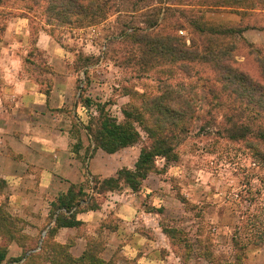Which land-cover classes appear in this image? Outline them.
Returning a JSON list of instances; mask_svg holds the SVG:
<instances>
[{
  "label": "rangeland",
  "instance_id": "1",
  "mask_svg": "<svg viewBox=\"0 0 264 264\" xmlns=\"http://www.w3.org/2000/svg\"><path fill=\"white\" fill-rule=\"evenodd\" d=\"M25 3L30 0H4L0 6V87L10 73L35 85L45 95L59 128L68 131L73 148H80V138L89 141L83 126L90 124L95 129L100 111L121 120L122 109L140 106L137 95L148 97L164 88H183L184 94L194 98L195 117L178 139L176 160L159 173L148 174L139 190L122 185L115 192H125L143 210L158 213L159 227L170 231L157 234L159 256L165 264H264V243L245 245L244 257L235 261L230 240L237 207L248 204V191L260 192L249 210L262 217L259 230L264 227V165L253 163L247 141L230 140L220 131L222 109L210 89L220 90L225 82L213 81L217 71L212 64L202 59L169 64L167 59L179 56L164 50L166 43L178 39L192 58L218 57L251 81L262 83L258 61L264 56V0H107L104 15L84 25L57 20L44 2L29 9ZM209 3L214 5L204 6ZM199 10L201 20L195 15ZM190 19L205 27L246 29L207 35L197 32ZM204 46L213 53L204 52ZM152 60L153 64H142ZM204 77L209 80L205 82ZM85 98L90 99L89 106ZM10 101L4 100L8 109ZM138 130L141 139L130 146L136 154L147 143ZM90 151L89 146L81 149L87 156ZM119 153L131 161L128 152ZM155 163L162 168V159ZM94 197L102 200V196ZM34 216L14 215L0 195V249L5 250L0 264L45 263L37 256L45 237L42 231L47 232L52 221L48 222V215H41V221ZM9 217L19 221L13 223ZM9 225L14 232L6 230ZM23 228L26 232H21ZM143 230L153 237L150 228ZM11 233L27 237L14 238ZM30 254L33 258L25 262Z\"/></svg>",
  "mask_w": 264,
  "mask_h": 264
},
{
  "label": "trees",
  "instance_id": "2",
  "mask_svg": "<svg viewBox=\"0 0 264 264\" xmlns=\"http://www.w3.org/2000/svg\"><path fill=\"white\" fill-rule=\"evenodd\" d=\"M106 1L30 0V3H25L23 6L29 9L32 5L44 2L46 10L52 16H55L57 20L84 25L96 22L104 15ZM3 2L4 0H0V6ZM213 5L209 3L204 6L211 7ZM201 11L195 13L197 19L200 20ZM200 22L196 19L189 20V23L197 32L207 35H228L241 33L246 29L245 27L237 30L230 27H205ZM179 43L180 41L176 39L165 44L164 50L166 52L170 55L179 56L176 59L169 58L165 62L169 64L178 62L179 65H185L202 59L203 62L212 64H210L212 68L217 71L216 80L213 79V81L225 82L224 87H221L220 90L210 89V95L216 100L217 106L222 109L221 118L223 120L219 125L220 131L224 132L230 140L247 141L253 163L258 166L264 165V150L257 146V144L264 146V56H261L258 61V73L262 82L260 83L251 81L242 72H236L227 64L220 62L218 57L213 56L208 59L203 56L196 59L194 55L192 58V52L184 45V42H181V45ZM203 50L204 52L208 51L210 54L213 53L210 47L207 46H204ZM218 52L224 54V51ZM153 62L154 60L145 61L142 64H153ZM226 73H228V77H225L224 74ZM204 80L207 82L209 79L204 77ZM158 81L165 84L161 79ZM226 89H228V92H225ZM79 92H82L81 86ZM137 98L140 106L130 107L129 105L122 109L123 119L117 120L107 114H102L100 111L95 129H91L90 124L83 126L89 142L92 144L90 154L96 149H100L105 153H113L138 143L141 139L138 129L145 134L147 143L138 149L132 168L121 167L113 175L103 178L87 174L89 176L86 177V181L90 183L89 185L87 183V188L90 193L86 191L82 183H71L64 193L57 195L55 200L50 203L48 222L52 221V225L44 233L45 237H43L40 252L37 256L39 260L45 262L44 264H114L110 260L104 261L99 257L98 252L101 249V241L88 243L81 255L74 257L68 252V244H60L52 239L53 233L59 227L78 226L80 222L75 219V213L96 209L99 202L94 197L95 195L97 197L103 196L107 192L118 190L122 185L128 187L131 191H137L148 174L159 173L170 161L176 160L178 139L188 130L191 121L195 117L194 98L184 94V89L181 87L180 89L164 88L161 89L159 94L148 97L141 93L137 95ZM84 101L87 106L91 103L89 98H85ZM77 149L74 148V152ZM158 158L163 160L162 168H158L155 163ZM248 194L246 197L248 204L237 207V220L231 225L232 235L230 240L233 245L235 261H239L241 257H244L243 249L245 245L257 246L264 243V227L261 231L259 230L263 223L262 217L256 215V213H250L249 210L250 204L257 203L261 195L258 190L252 193L248 191ZM257 209L259 210V206ZM9 218L12 219L13 223L19 221L14 217ZM12 229L13 226L9 225L6 230L12 232ZM162 231L164 233L170 232L164 228ZM172 232H175L174 229L171 230ZM10 236L14 238L27 237L24 233H11ZM242 240H245V243ZM4 257L5 250L0 249V262ZM32 258L33 254H30L26 257L25 262ZM214 264L221 263L215 261Z\"/></svg>",
  "mask_w": 264,
  "mask_h": 264
},
{
  "label": "crops",
  "instance_id": "3",
  "mask_svg": "<svg viewBox=\"0 0 264 264\" xmlns=\"http://www.w3.org/2000/svg\"><path fill=\"white\" fill-rule=\"evenodd\" d=\"M2 82L0 195L14 215L29 218L34 213V220L39 217L41 221V215L47 217L50 203L69 184L86 183L90 193V183L86 181L89 175L103 178L121 167L132 168L137 155L132 147L113 153L96 149L84 157L81 149L91 148L92 144L80 138V148L74 152L68 131L59 128L45 95L35 85L12 73L10 77L4 76ZM7 98L12 103L10 109L4 104ZM61 105L62 102L56 107ZM119 152H128L131 161ZM101 199L96 209L75 213L78 226L56 228L52 239L68 244V252L74 257L81 255L88 243L101 241L98 255L104 261L165 264L158 249L161 243L157 234H164L156 220L158 213L143 210L125 192H107ZM144 228H150L153 237L144 234ZM21 231L26 232L25 228Z\"/></svg>",
  "mask_w": 264,
  "mask_h": 264
},
{
  "label": "built area",
  "instance_id": "4",
  "mask_svg": "<svg viewBox=\"0 0 264 264\" xmlns=\"http://www.w3.org/2000/svg\"><path fill=\"white\" fill-rule=\"evenodd\" d=\"M43 232V234L45 233V231H42Z\"/></svg>",
  "mask_w": 264,
  "mask_h": 264
},
{
  "label": "water",
  "instance_id": "5",
  "mask_svg": "<svg viewBox=\"0 0 264 264\" xmlns=\"http://www.w3.org/2000/svg\"><path fill=\"white\" fill-rule=\"evenodd\" d=\"M42 234H43V232H42Z\"/></svg>",
  "mask_w": 264,
  "mask_h": 264
}]
</instances>
